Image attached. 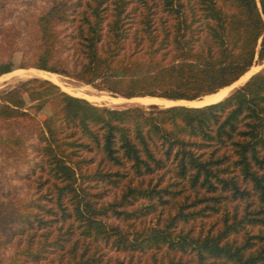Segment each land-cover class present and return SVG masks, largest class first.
Returning <instances> with one entry per match:
<instances>
[{
    "label": "trees",
    "instance_id": "obj_1",
    "mask_svg": "<svg viewBox=\"0 0 264 264\" xmlns=\"http://www.w3.org/2000/svg\"><path fill=\"white\" fill-rule=\"evenodd\" d=\"M10 32L18 67L194 101L264 60V0H47ZM0 154L26 189L0 202V264H264L263 71L212 103L125 108L33 77L0 92Z\"/></svg>",
    "mask_w": 264,
    "mask_h": 264
},
{
    "label": "rangeland",
    "instance_id": "obj_2",
    "mask_svg": "<svg viewBox=\"0 0 264 264\" xmlns=\"http://www.w3.org/2000/svg\"><path fill=\"white\" fill-rule=\"evenodd\" d=\"M5 2H6V7H7L6 14H4L3 16H0V26L3 28V31L5 34L8 33L10 28H11V32L12 31L14 32L21 31L25 33L31 32L32 20H33L34 15L38 14L40 11H42L47 6V0H5ZM9 42L10 41L8 39V36L5 38H3V36L2 37L0 36V62L11 60L14 64V69L10 71V73L14 72L11 76L6 75L7 73L2 74L0 76V92L18 85L21 81H25L33 77L45 79L44 77L33 74L34 70H40V69H37L34 67H18L22 60L21 53L19 51L12 52L13 47L10 46ZM253 66L256 67V69L253 70L250 75L258 71L264 72V60L260 64L257 63V64H254ZM41 71H44V70H41ZM45 72H48V71H45ZM48 73H51L57 76L64 83V85L65 83H67L68 86L65 85V87L72 91H85L87 92V94L89 93L90 95H95L97 97H103L100 100L91 101L97 105L106 106L110 108H125L129 106L141 104L136 99L131 100V101H120L118 99H121V98L128 99V98H125L122 96H115L109 91L99 90L89 84H84L82 82H79L63 74L52 73V72H48ZM47 79L49 80V78ZM245 80H243L242 82L241 81L238 82V84H236L235 86H239ZM59 87L71 95L79 96V95L70 93L68 90L62 88L61 86ZM230 92L231 90L228 92V94ZM79 97H82V96H79ZM145 97H149V96H145ZM133 98H138V97H133ZM179 104H184V103H179ZM205 104H208V103H205ZM200 105H203V104H200ZM200 105H196V106H200ZM192 106H195V105H192ZM2 158H5V157L2 154H0V160ZM7 161L9 164L12 163L11 158H9ZM16 162L21 163V162L15 161V163ZM9 164H6V165L4 164L3 169L0 170V202L5 201L7 199L12 200V201L16 200L17 198L24 196V194L26 193V189L22 186H19L18 181L13 178L15 176L13 175L12 168ZM9 229L10 227L8 225L0 226V261L1 262H4L7 259L10 253V250H11V244L9 243V240H8L9 238L8 230Z\"/></svg>",
    "mask_w": 264,
    "mask_h": 264
},
{
    "label": "bare ground",
    "instance_id": "obj_3",
    "mask_svg": "<svg viewBox=\"0 0 264 264\" xmlns=\"http://www.w3.org/2000/svg\"><path fill=\"white\" fill-rule=\"evenodd\" d=\"M255 69H256V67H254V66L251 67L249 69V71H247L244 75H242L237 81H235L230 86L224 87V88L220 89L219 91H217L214 94L206 95V96L202 97L199 100H194V101H185V100L172 101V100H166V99L157 98V97H138V98H131V99H122L121 98V99H118V100H120V101H131V100L136 99L141 104H147V103H152V102L153 103H157V104H161V105H168V104H174V103H184V104H189L191 106L192 105L196 106V105H200V104L215 102V101H218L221 98H223L225 95H227L228 92L231 90V88H233L236 84H238V82H240V81L242 82L243 80H245L251 74V72L253 70H255ZM13 73L9 72L6 75L11 76ZM33 74H36V75L44 77V78H49V80H51L54 83L58 84V86H61L62 88L68 90L70 93L82 96L83 98H86V99H88L90 101H97V100H100L101 98H103V97H97L95 95H90L89 93L87 94V92H85V91H72V90H70V89L65 87V85H67V83H65V85H64V83L57 76H55L54 74H51V73H48V72H45V71H41V70H34Z\"/></svg>",
    "mask_w": 264,
    "mask_h": 264
},
{
    "label": "water",
    "instance_id": "obj_4",
    "mask_svg": "<svg viewBox=\"0 0 264 264\" xmlns=\"http://www.w3.org/2000/svg\"><path fill=\"white\" fill-rule=\"evenodd\" d=\"M250 76H251V75H250ZM250 76H249V77H250ZM249 77H248V78H249ZM248 78H247V79H248ZM45 79H47V78H45ZM247 79H246V80H247ZM246 80H245V81H246ZM245 81H244V82H245ZM244 82H243V83H244ZM243 83H241V84H243ZM241 84H240V85H241ZM236 87H238V86H234L233 88H231V91H232L233 89H235ZM225 96H226V95H225ZM225 96H224V97H225ZM211 103H212V102H211ZM148 104H157V103H148ZM148 104H142V105H148ZM174 104H179V103H174ZM158 105H160V104H158ZM170 105H173V104H170ZM183 105H187V104H183ZM161 106H169V105H161ZM189 106H190V105H189Z\"/></svg>",
    "mask_w": 264,
    "mask_h": 264
}]
</instances>
